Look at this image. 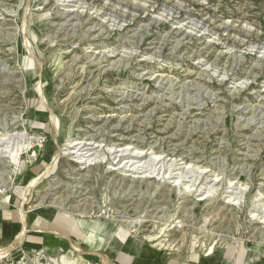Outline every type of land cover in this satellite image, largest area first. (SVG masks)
<instances>
[{"label": "rangeland", "instance_id": "rangeland-1", "mask_svg": "<svg viewBox=\"0 0 264 264\" xmlns=\"http://www.w3.org/2000/svg\"><path fill=\"white\" fill-rule=\"evenodd\" d=\"M2 151L0 264H264V0H0Z\"/></svg>", "mask_w": 264, "mask_h": 264}, {"label": "crops", "instance_id": "crops-1", "mask_svg": "<svg viewBox=\"0 0 264 264\" xmlns=\"http://www.w3.org/2000/svg\"><path fill=\"white\" fill-rule=\"evenodd\" d=\"M4 199L0 200V244L10 245L11 243L13 244L17 236L24 231L22 230L23 222L21 219L22 208L20 207V210L18 209V202L16 200ZM24 213H26V234L22 246L31 249L41 248L43 246L49 250L53 246H47L46 244H55L54 239L56 238H60L58 239L60 240L58 246H61L62 242L68 240L67 237H64V233L61 229L68 230L70 237L73 236L76 229H80L78 226L71 224V221H73L72 218L62 217L59 216V214H56L52 218H46L43 215L32 213V210ZM42 231L44 232L42 233ZM80 231L82 230L80 229ZM29 237H32L31 239L33 240L29 239ZM27 243L31 244L29 245Z\"/></svg>", "mask_w": 264, "mask_h": 264}, {"label": "bare ground", "instance_id": "bare-ground-1", "mask_svg": "<svg viewBox=\"0 0 264 264\" xmlns=\"http://www.w3.org/2000/svg\"><path fill=\"white\" fill-rule=\"evenodd\" d=\"M137 10H138V7L136 8ZM75 17V16H74ZM116 21V20H115ZM117 24V23H116ZM105 62H109V59H108V56H104V59H103V61L101 62V63H105ZM98 64V63H97ZM193 133V132H192ZM16 138V137H15ZM34 140V139H33ZM33 140H32V142H33ZM30 141V140H29ZM31 142V143H32ZM6 143V142H5ZM8 144V143H7ZM10 144V143H9ZM18 144V143H17ZM32 145V144H31ZM81 145V144H80ZM78 146H79V144H78ZM85 146V145H84ZM12 147V146H11ZM76 149V148H75ZM79 149V148H78ZM88 149V148H87ZM90 149V148H89ZM77 150V149H76ZM2 154H0V159H5V158H9V157H5V156H3V153H6V152H1ZM91 155V154H90ZM140 157V156H139ZM14 158H16V157H14ZM13 159V158H12ZM45 173V172H44ZM40 176V175H39ZM40 178V177H39ZM38 179V178H37ZM33 183V182H32ZM10 185H11V182H7V181H2V182H0V194H3V193H5L6 191H7V189H9L10 188ZM27 187H29V186H27ZM25 192H24V194L27 196L28 195V193H29V191L28 190H24ZM51 192H48V194H50ZM23 194V195H24ZM83 194H82V192H76L75 193V197L76 198H80L81 196H82ZM47 196V195H46ZM46 196H44L43 197V199H42V201H41V203H39L38 205H37V207H41L42 206V203L45 201V199L47 198ZM23 197V196H22ZM23 204V203H22ZM87 205V204H86ZM78 207V206H77ZM85 211V210H84ZM21 219H22V222H23V229L22 230H24V231H22V233H20L18 236H17V238H16V240H15V242L11 245V246H9L8 248H0V258H3L4 259V257H6V256H9V255H11L13 252H15V250L17 249V247L19 246V245H22V243H23V240L25 239V231H26V213H23L22 212V217H21ZM29 232V231H28ZM44 231H42V233H43ZM35 236V235H34ZM80 237H82V238H86V242L88 241V244H90V246H93V244H95V243H93V240H92V237L91 236H89V235H81ZM32 237H29V239H31ZM69 239V238H68ZM31 240H33V239H31ZM70 240V239H69ZM60 247V246H59ZM73 247V246H72ZM44 248V251L45 250H47L46 249V247H43ZM77 249V248H76ZM79 251V250H78ZM81 252V251H80ZM73 254V253H72ZM102 258V257H101ZM63 261L67 264V262H68V259H66V258H64L63 259ZM107 261V260H106ZM74 262V261H73Z\"/></svg>", "mask_w": 264, "mask_h": 264}]
</instances>
